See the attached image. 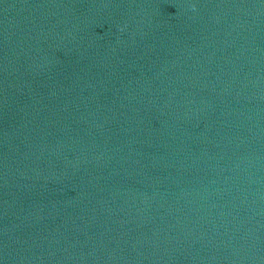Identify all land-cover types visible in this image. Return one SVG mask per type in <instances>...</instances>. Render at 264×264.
<instances>
[{
    "label": "water",
    "instance_id": "1",
    "mask_svg": "<svg viewBox=\"0 0 264 264\" xmlns=\"http://www.w3.org/2000/svg\"><path fill=\"white\" fill-rule=\"evenodd\" d=\"M0 264H264V0H0Z\"/></svg>",
    "mask_w": 264,
    "mask_h": 264
}]
</instances>
